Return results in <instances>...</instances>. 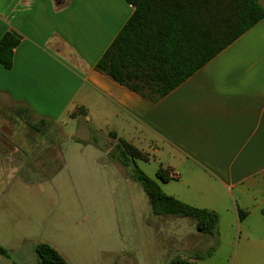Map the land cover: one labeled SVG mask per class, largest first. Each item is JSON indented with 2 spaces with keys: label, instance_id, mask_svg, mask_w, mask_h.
<instances>
[{
  "label": "crops",
  "instance_id": "crops-1",
  "mask_svg": "<svg viewBox=\"0 0 264 264\" xmlns=\"http://www.w3.org/2000/svg\"><path fill=\"white\" fill-rule=\"evenodd\" d=\"M134 10L126 0H0V39L22 36L12 68L0 64V166L34 168L51 125L75 119L80 140L166 153L180 185L172 196L220 216L211 257L237 232V264H264V18L153 102L95 68ZM37 132L48 137L35 145Z\"/></svg>",
  "mask_w": 264,
  "mask_h": 264
},
{
  "label": "rangeland",
  "instance_id": "rangeland-1",
  "mask_svg": "<svg viewBox=\"0 0 264 264\" xmlns=\"http://www.w3.org/2000/svg\"><path fill=\"white\" fill-rule=\"evenodd\" d=\"M66 121L51 125L50 140L42 144L51 149L36 153L44 158L34 168L0 166V245L9 253L3 264H40L35 251L40 242L53 246L69 264H169L175 256L195 258L208 249L210 237L197 230L195 218L156 215L147 192L132 177L137 165L173 195L177 180L163 182L156 175L168 162L166 153L150 150L148 161L129 158L122 164L114 151L118 141L80 140L79 121ZM14 127L27 126L21 120ZM38 135L35 145L46 138ZM237 236L195 264H237Z\"/></svg>",
  "mask_w": 264,
  "mask_h": 264
},
{
  "label": "trees",
  "instance_id": "trees-1",
  "mask_svg": "<svg viewBox=\"0 0 264 264\" xmlns=\"http://www.w3.org/2000/svg\"><path fill=\"white\" fill-rule=\"evenodd\" d=\"M126 1L135 10L95 68L153 102L166 96L264 18L261 0ZM21 39L15 30L7 31L0 39V64L5 68H12L14 50ZM114 151L122 164H127L129 158L149 160L148 154L122 138ZM170 173L169 168L160 166L156 175L169 182L174 179ZM132 177L147 192L156 215L193 217L201 234H217L220 216L215 210L199 208L164 193L159 183L137 165ZM215 250L216 246H212L195 258L211 257ZM35 251L40 264H69L48 243H37ZM0 252L6 253L1 245ZM169 264L193 262L175 256Z\"/></svg>",
  "mask_w": 264,
  "mask_h": 264
},
{
  "label": "built area",
  "instance_id": "built-area-1",
  "mask_svg": "<svg viewBox=\"0 0 264 264\" xmlns=\"http://www.w3.org/2000/svg\"><path fill=\"white\" fill-rule=\"evenodd\" d=\"M178 176V174L177 173H173V177H177Z\"/></svg>",
  "mask_w": 264,
  "mask_h": 264
}]
</instances>
